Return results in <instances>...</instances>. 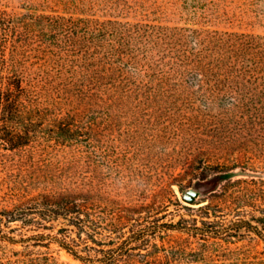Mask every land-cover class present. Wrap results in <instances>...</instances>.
I'll use <instances>...</instances> for the list:
<instances>
[{"label":"rangeland","instance_id":"rangeland-1","mask_svg":"<svg viewBox=\"0 0 264 264\" xmlns=\"http://www.w3.org/2000/svg\"><path fill=\"white\" fill-rule=\"evenodd\" d=\"M0 13V264H84L49 235L67 220L35 208L68 190L92 195L96 246L116 255L101 264H264V238L235 222L264 211V89H204L182 62L264 37V0H0ZM203 217L214 234L177 228Z\"/></svg>","mask_w":264,"mask_h":264},{"label":"trees","instance_id":"trees-1","mask_svg":"<svg viewBox=\"0 0 264 264\" xmlns=\"http://www.w3.org/2000/svg\"><path fill=\"white\" fill-rule=\"evenodd\" d=\"M0 16L2 17V15ZM1 17L0 22H2ZM210 47H207L210 48L208 52L194 54L192 55L193 57H187V60L182 61L188 65L186 74H189L192 80H197L204 89H264V37L248 34L230 35L229 37H220V40L213 41ZM228 48H231L233 52L251 50V65H242V67L237 69L235 64L227 63L225 51ZM12 84L14 85L12 89H22L21 81H13ZM2 89H4L3 83L0 82V100L5 99L4 95H6ZM12 89H9L7 93V111L15 110L17 107L16 101L12 97ZM16 137L11 135L7 139L13 143ZM22 142L23 140H17L18 144H22ZM36 203L39 204L35 206L36 209H46L51 214L63 216L68 224L77 228L75 235H72L71 232L74 231L73 227H69L68 224L58 229L59 234L49 235L57 239L63 247L82 263L101 264L104 257L107 261L116 260L114 249L96 246V237L92 232L94 229L92 217L93 200L90 193H75L69 190L57 194L56 192H51L48 195L42 194L41 197H37ZM218 207L217 202H207L199 206L198 210L211 213L212 211L217 212ZM253 216L258 223H252L245 217L236 219L235 222L243 223L253 228L264 238V211L259 214H253ZM180 222L181 227L177 226V228L202 235L214 234L218 228L206 217L202 219L203 225L191 226L189 223ZM175 225L177 224H172V226ZM143 229L140 228L135 231V245L141 244L144 240L145 237H142ZM82 230H86V237L82 235ZM38 235L45 236L43 233ZM125 241H121L117 247L123 249ZM101 253H103V256Z\"/></svg>","mask_w":264,"mask_h":264},{"label":"water","instance_id":"water-1","mask_svg":"<svg viewBox=\"0 0 264 264\" xmlns=\"http://www.w3.org/2000/svg\"><path fill=\"white\" fill-rule=\"evenodd\" d=\"M199 196V191L193 187H191L186 193H185V197L189 200V201H194L196 199V197Z\"/></svg>","mask_w":264,"mask_h":264}]
</instances>
